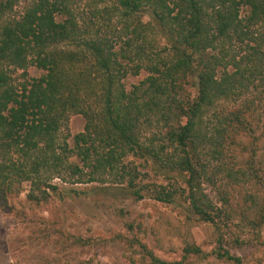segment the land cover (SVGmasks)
Returning <instances> with one entry per match:
<instances>
[{"label": "trees", "instance_id": "16d2710c", "mask_svg": "<svg viewBox=\"0 0 264 264\" xmlns=\"http://www.w3.org/2000/svg\"><path fill=\"white\" fill-rule=\"evenodd\" d=\"M76 1L38 0L24 12L20 20L5 26L2 31L0 190L10 187L11 191L15 190L21 194L22 184L30 181L34 188L43 191V196L49 197V193L41 188L49 187L56 191V186L46 184L55 174L65 183L67 175H71V178L77 177L75 184H83L98 182L94 173L105 171L110 174L118 172L116 178L120 179L122 184H128L131 195L136 200H143L147 186L141 181L140 175L147 174L139 173L137 167L130 170L124 163L125 158L132 155L139 160L151 162L150 166L156 175L176 183L174 186L169 184V191L162 185L156 186L153 189L156 193L155 200L175 205L177 198L183 197L186 200L187 197V205L180 204L186 212L215 227L218 240L213 252L214 257L234 264H243L241 258L233 255L228 247H238L231 246L230 239L234 231L239 232L244 228L232 227L233 216L225 210L230 206V201L222 198V208H215L205 195L202 184L210 175L213 176L210 174L212 167L214 173L218 172V176L225 175L228 180L226 185H231L234 189L253 181L257 182V185L264 182V168L260 163H256L255 152L250 154L246 163L237 160V157L229 159L231 161L225 158L230 147L238 144L236 140L239 135H250V138L257 135L259 139L263 136L264 132H258L261 130L264 106H242L238 111L230 112L227 115L229 117L223 118L214 133L209 136L198 129L203 115L213 106H217L221 97L228 99L232 95L235 100L237 96L233 94L236 87L234 84L229 85L227 78L220 81L216 78L215 68L222 65V58H216L211 64L213 66L206 65L205 70L199 74L198 96L187 106L177 100V94L181 93L178 80L180 73H193L194 63L200 59L202 52L210 47L217 49L215 43L218 38L221 39L220 42L230 46L235 37L242 44L246 41L255 43L253 48L246 44V48L253 49L254 56L242 55L238 62L240 65L242 62H251L257 54L262 53L264 56V37L253 31L259 23L264 25V0H171L179 9L177 15H173L175 8L170 9L168 0H121L122 18L125 19L123 30L125 33L131 30L132 36L144 42L142 45H136L133 52L143 56L144 61L140 59L141 64L137 66V71L131 73L138 75L140 66L152 59L147 58L148 47L145 44L148 27L138 18L127 21V18L141 13V8L145 5L153 7V14L159 20V25L167 31L166 36L171 43L170 50L178 62L173 65L169 62H155L151 66L146 64L145 69L150 76L142 82V87H136L131 93L122 91L119 94L115 90L119 96L115 95L114 85L117 82L120 88V81L129 74L128 65H124L123 61L130 58L131 54L125 52L119 57V53L114 51L115 42L108 33L99 28L92 32L79 27V16L73 9ZM12 5L13 0L0 3V18L7 10L12 9ZM242 6L250 9L246 19L240 18ZM209 9H212L211 13H208ZM99 11L97 10L95 16L103 14ZM59 17L63 19L59 21ZM129 43L130 41L128 48L133 45L132 42ZM57 45H74L79 50H51ZM219 49L223 54L224 45H219ZM32 55L35 58H29ZM5 63L25 71L33 64L43 71L44 75L30 80L20 90L15 89L10 82L11 76L3 69ZM94 67L101 73V92L107 106L106 121L101 128H95L93 116L91 117L83 107L88 106V95L91 97L95 87H98L92 84V78L96 77ZM252 69L249 77L245 79L241 72L240 77L246 81L252 80L257 68ZM180 70L182 72H179ZM235 76H238L237 72ZM143 87L146 89L141 91ZM140 92H143L141 98L136 97ZM169 96L173 104H176L177 112H173V115L178 121V126L169 133V140L175 147L174 152L170 154L166 152L164 145L156 146L155 140L142 143L137 136L139 118L146 114L139 107L138 101L144 99L143 108L152 113L157 111L158 106L165 105L164 101ZM68 113L81 114L87 122L85 131L73 138L77 150L68 146L69 135L64 138V142H60L62 130L67 128L69 121ZM169 114L168 106L162 112L163 118L166 119ZM183 119L184 124L181 123ZM239 146L242 147V154L247 153L246 145L239 143ZM75 151L84 166L92 168L90 175L78 165L69 162L70 154ZM14 155L16 157H13ZM208 158L214 162L211 163ZM64 169L71 173L62 174ZM174 171L179 172L180 176L184 175L182 173L187 174V179H184L185 188L179 186L178 179L171 176ZM85 177L88 179L85 180ZM29 197L37 199L33 193ZM48 197L42 200H48ZM260 215L264 218V209ZM262 224L263 220H260L253 221L251 225L260 228ZM234 243L241 242L236 238ZM192 253L202 257L203 252L196 248Z\"/></svg>", "mask_w": 264, "mask_h": 264}, {"label": "rangeland", "instance_id": "374dc122", "mask_svg": "<svg viewBox=\"0 0 264 264\" xmlns=\"http://www.w3.org/2000/svg\"><path fill=\"white\" fill-rule=\"evenodd\" d=\"M38 0H13L11 10H7L0 18V37L5 26L23 17L24 12ZM5 2V0H0ZM73 5L74 12L79 16L78 26L83 30L96 31L98 28L115 42L114 51L131 54V59L126 58L124 65H128L129 74L120 81V88L114 85L115 95L133 92L136 87H142V82L150 76L145 69L146 64L157 62L164 64L169 62L172 65L178 62L177 58L170 50L171 43L166 36L167 31L160 26L159 20L154 16L153 7L143 6L141 13L127 18L133 21L138 18L148 31L145 44L148 47L147 58H152L140 66L139 74L131 72L137 71V66L141 64L143 56L136 55V45H142V39H136L131 34L123 30L125 19L122 18L121 0H77ZM168 6L175 8L173 15H177L179 9L175 7L171 0ZM118 9V11L116 10ZM97 10L103 12L102 15L95 13ZM249 7L242 6L240 18L246 19L249 16ZM212 9L208 10L211 13ZM63 18L59 17L61 21ZM209 22V20H208ZM210 23V22H209ZM253 31L257 35L264 37V25L259 23ZM259 36V37H260ZM133 40V41H132ZM220 38L216 40L217 49L208 48L202 52L200 59L194 63V71L190 75H179L180 94L177 100L182 105L187 104L198 96V76L205 70L206 65H211L219 56L223 60L222 65L217 66L216 78L220 81L227 78L229 85H235V90L228 99L221 97L217 106H213L201 118V131L211 136L214 129L219 126L223 118L230 112L238 111L242 106H264V56L257 54L251 62H238L242 55H253V41H246L242 44L237 38L233 40L232 46L223 44ZM132 42V47L128 48V42ZM129 43V44H130ZM252 48H246V44ZM224 45L222 54L219 45ZM252 49V50H250ZM51 50H71L78 51L74 45H57ZM263 52V51H261ZM225 55V56H223ZM157 56V57H155ZM254 56V55H253ZM29 58H35L34 55ZM30 60V59H29ZM213 66V65H211ZM257 68V72L252 80L245 79L250 76V71ZM4 71L11 76L10 82L15 89L22 88L24 84L32 79L40 78L44 72L36 65H29L27 71L15 66L3 65ZM133 71H132V70ZM239 71V72H238ZM26 72V73H25ZM93 72L96 77L92 81L95 90L90 97L88 95V106H83L90 116H93L95 128L103 127L106 121V107L102 96L101 73L94 67ZM179 72H182L181 70ZM238 76L234 75L236 74ZM244 74V78L240 77ZM26 74V75H24ZM236 81V82H234ZM143 87L141 91L145 90ZM119 93L117 94L116 91ZM92 92V91H91ZM138 93V92H137ZM143 92L136 97L141 98ZM144 99L138 101L139 107L146 114H143L138 121L139 129L137 136L142 143L148 140H155V145H164L170 154L174 152L169 140V133L178 126V121L173 112H177L172 98L165 99L162 106L157 107V111L152 113L143 108ZM169 106L170 114L163 118L162 112ZM125 109L123 108L122 112ZM135 116V114H133ZM67 128L62 130L61 141L69 135L67 144L71 149L75 148L74 136L85 131L86 119L78 113H68ZM185 123V119L181 121ZM261 130L264 132V116L260 122ZM236 145L230 147L225 158L236 159L242 162L250 158V154L255 152V161L264 168V134L262 137L254 135H239ZM230 143L231 140L229 141ZM240 144L246 145L247 153L242 154ZM233 144V143H232ZM89 146V145H88ZM75 150H77L75 148ZM59 153V151H58ZM13 157H16L14 155ZM211 163L213 159L208 158ZM69 162L79 166L90 175L92 168H86L77 152L70 154ZM124 163L130 170L137 167L141 181L147 188L144 190L145 199L136 200L132 195L128 184H122L116 178L118 172L94 173V178L98 182L75 184L76 178H71V171L62 170V174L67 175V183L53 175V178L46 181L47 185L56 186L53 191L49 187H43L49 193L43 196V191H38L32 186L30 181L22 184L21 194L11 188L0 190V264H234L214 257V250L218 240L215 227L202 222L198 217L186 212L180 204L187 205L183 197L177 198V204L168 205L155 200L156 193L153 189L157 186H164L171 189L170 183L174 186V181H168L156 175L150 163L139 160L135 156H128ZM215 164V163H214ZM210 170L209 179L203 182L202 186L205 195L215 208H222V198L230 201V206L225 208L233 216V226L244 228L239 232L234 231L232 236L231 253L240 257L243 264H264V218L260 212L264 209V182L257 185V182L241 184L232 188L225 179V175L218 176V172ZM101 174V175H100ZM184 174V175H182ZM172 172L171 176L178 179L179 186L186 187L184 179L187 174ZM93 176V175H92ZM88 177H85L87 180ZM223 180V181H222ZM142 185H139L141 187ZM33 187V188H32ZM33 191V192H32ZM37 199L29 197L31 193ZM48 197V200L42 198ZM263 220L260 228L252 226L253 221ZM240 234V235H239ZM240 240V244H235V239ZM229 242V241H228ZM241 247V248H239ZM199 248L203 253L202 257L193 254V250ZM205 254V255H203Z\"/></svg>", "mask_w": 264, "mask_h": 264}]
</instances>
